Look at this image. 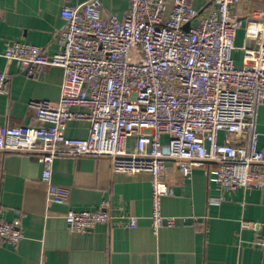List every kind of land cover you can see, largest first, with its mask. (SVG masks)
Here are the masks:
<instances>
[{
    "label": "built area",
    "instance_id": "built-area-1",
    "mask_svg": "<svg viewBox=\"0 0 264 264\" xmlns=\"http://www.w3.org/2000/svg\"><path fill=\"white\" fill-rule=\"evenodd\" d=\"M238 2L207 0L197 10L190 0H174L168 11L166 0H130L120 21L104 18L101 0H87L62 9L55 53L19 41L6 44L2 56L28 75L41 67L62 70L58 100L36 104L38 125L0 126V154L37 158L47 205L68 208L69 232L114 224L133 229L137 218L113 209L108 199L96 210L70 209L68 189L52 181L59 157L107 158L113 172L147 175L154 235L176 225V218L162 214V198L173 194L164 179L167 162L186 180L202 164H215L207 179L222 190L260 186L261 174L252 170L264 166L255 131L264 104V23L232 21ZM241 27L242 61L236 66L232 55ZM8 81L0 72V94ZM73 121L87 123L86 137L66 135ZM23 238L20 219H0V245L16 248ZM258 244L264 250V238Z\"/></svg>",
    "mask_w": 264,
    "mask_h": 264
},
{
    "label": "crops",
    "instance_id": "crops-1",
    "mask_svg": "<svg viewBox=\"0 0 264 264\" xmlns=\"http://www.w3.org/2000/svg\"><path fill=\"white\" fill-rule=\"evenodd\" d=\"M87 0H0V72L9 76L6 92L0 94V126H36V104L59 98L62 70L41 67L28 75L2 55L13 41L58 50V32L63 27L61 11ZM130 0H101L105 19L123 20ZM174 0H166L167 10ZM202 10L207 0H190ZM232 21L264 23V0H240L231 9ZM243 27L237 30L233 53L241 66ZM252 45L251 42H247ZM85 122L68 123L66 135L84 138ZM258 148H264V104L258 109ZM129 144L132 141L129 140ZM204 163L189 179L167 162L164 179L171 196L161 200L162 214L176 218V225L151 230V185L145 174L126 175L111 170L110 160L93 157H59L53 163L52 181L68 189L69 208L96 210L104 199L113 209L137 218L136 227L97 225L84 233L69 232L64 215L68 208L47 205V187L41 182L37 158L0 154V219H20L24 238L16 248L0 245V264H264V166L254 168L260 186L226 191L208 182ZM248 223L249 228L242 227ZM257 224V229L251 225Z\"/></svg>",
    "mask_w": 264,
    "mask_h": 264
},
{
    "label": "water",
    "instance_id": "water-1",
    "mask_svg": "<svg viewBox=\"0 0 264 264\" xmlns=\"http://www.w3.org/2000/svg\"><path fill=\"white\" fill-rule=\"evenodd\" d=\"M26 73V72H25Z\"/></svg>",
    "mask_w": 264,
    "mask_h": 264
}]
</instances>
